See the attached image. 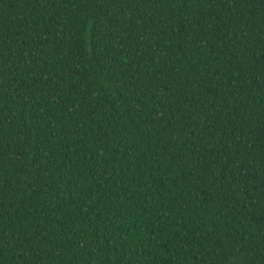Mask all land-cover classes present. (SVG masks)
Segmentation results:
<instances>
[{
	"label": "trees",
	"instance_id": "trees-1",
	"mask_svg": "<svg viewBox=\"0 0 264 264\" xmlns=\"http://www.w3.org/2000/svg\"><path fill=\"white\" fill-rule=\"evenodd\" d=\"M0 264H264V0H0Z\"/></svg>",
	"mask_w": 264,
	"mask_h": 264
}]
</instances>
